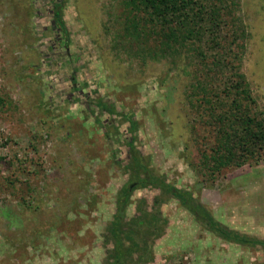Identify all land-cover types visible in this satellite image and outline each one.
I'll list each match as a JSON object with an SVG mask.
<instances>
[{
    "label": "rangeland",
    "instance_id": "1",
    "mask_svg": "<svg viewBox=\"0 0 264 264\" xmlns=\"http://www.w3.org/2000/svg\"><path fill=\"white\" fill-rule=\"evenodd\" d=\"M60 1L0 0V264H106L131 138L153 172L191 191L217 221L264 239V158L215 183L193 167V61H156L120 42V0H66L60 18L71 43L59 45ZM239 2L250 37L243 71L264 112V3ZM158 198L168 225L148 264H264L263 251L216 237L158 190L137 189L128 218Z\"/></svg>",
    "mask_w": 264,
    "mask_h": 264
},
{
    "label": "trees",
    "instance_id": "2",
    "mask_svg": "<svg viewBox=\"0 0 264 264\" xmlns=\"http://www.w3.org/2000/svg\"><path fill=\"white\" fill-rule=\"evenodd\" d=\"M65 2L55 4L54 27L59 33L58 44L67 47L70 35L60 18ZM120 6V42L138 48L145 57L156 61H193L187 94L193 116L190 130L199 158L193 167L215 183L225 170L259 164L264 158V112L259 110L243 71L250 37L238 15L239 0H120ZM97 107L113 114L104 101L100 100ZM124 120L133 132L137 126L133 117L126 116ZM134 141L131 138L126 144L130 161L122 168L130 177L118 194L108 227L113 251L106 264L154 262L155 242L165 234L168 225L160 212L162 201L158 198L159 204L149 211L142 200L137 216H127L133 193L146 188L176 200L216 237L264 252V239L227 228L191 191L179 189L167 183L164 175L153 172L146 157L135 151Z\"/></svg>",
    "mask_w": 264,
    "mask_h": 264
}]
</instances>
